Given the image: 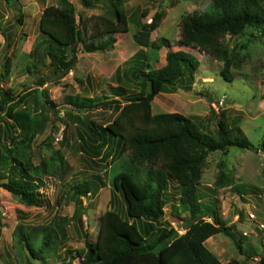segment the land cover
Returning <instances> with one entry per match:
<instances>
[{
	"label": "trees",
	"instance_id": "16d2710c",
	"mask_svg": "<svg viewBox=\"0 0 264 264\" xmlns=\"http://www.w3.org/2000/svg\"><path fill=\"white\" fill-rule=\"evenodd\" d=\"M80 1L90 6L97 0ZM5 2L15 9L16 23L23 25L20 0ZM110 2L113 18L102 14L77 18L69 0H57V4L42 9L38 31L45 36L42 45L54 77L64 76L75 68L79 46L86 53L108 51L115 47L116 34L127 31L123 0ZM160 17V14L154 17L146 28V36ZM179 27L173 44L163 37L148 44L144 41L149 48L132 57L134 63L127 71L139 85L138 91L128 92L117 85L109 87L112 98L106 93L95 97H65L70 107L84 112L91 141L108 148L109 141L115 138L120 152H127L126 165L110 181V204L119 197L121 209L109 208L99 215L96 239L86 238L83 247L77 250L78 264H243L235 258L222 263L205 246L208 237L220 232L231 234L229 231L234 226L225 225L214 209L203 211L197 185L209 152H226L230 147L250 149L251 143L237 125L228 127L221 119L215 135H210L180 112L153 113L151 102L157 94L168 90L167 85L191 88L199 60L186 47L221 61L222 76L231 79L229 68L236 54L228 49L223 38L226 34L245 35L247 30L252 31L253 38H264V0H210L202 11L181 15ZM163 48V63L156 66ZM12 64V58L6 56L1 78L8 75ZM45 81L40 77L37 85L42 86ZM144 87L148 88L146 93ZM32 93L37 98L35 106L17 109L28 93L15 98L9 89L0 87V112L6 117L0 131L3 132L0 187L24 204L40 207L44 204L39 191L42 177L63 170L67 161L64 153L56 149L48 159H42L39 164L33 162L31 143L48 121L43 108L49 101L45 100L43 90L33 89ZM90 116L101 119L95 121ZM260 150L264 152V135ZM109 153L110 150L106 155ZM114 159H118L116 155ZM172 181L176 183V197L169 192ZM220 183L221 178H217L215 184ZM92 184V180L74 183L73 194H89ZM171 200L188 212V217L181 219L182 234L163 219L165 206ZM120 212L125 214L124 218ZM206 215L213 220H205ZM61 235V228L54 225L37 228L19 223L12 230L18 253L27 251L23 264L54 256ZM237 246L246 253L239 243ZM251 264H264V254Z\"/></svg>",
	"mask_w": 264,
	"mask_h": 264
},
{
	"label": "rangeland",
	"instance_id": "374dc122",
	"mask_svg": "<svg viewBox=\"0 0 264 264\" xmlns=\"http://www.w3.org/2000/svg\"><path fill=\"white\" fill-rule=\"evenodd\" d=\"M69 1L75 7L77 18L86 19L92 14L114 17L110 0H97L90 6L80 0ZM20 2L23 25L16 23L15 9L0 0V73L6 56L13 62L8 75L0 77V87L9 89L15 98L28 93L17 109L34 107L37 98L33 89L44 91L45 100L49 102L43 112L48 121L31 143L32 160L39 164L60 149L67 163L63 170L42 177L39 191L43 206H28L0 187V264L24 262L27 251L19 254L12 236L13 228L19 223L37 228L54 225L62 230L56 254L44 260H33V264H78L77 250L83 247L86 238L96 239L99 215L109 208L121 209L119 197L110 204V181L126 165L127 152H120V144L114 138L109 141L106 149L110 153L106 155L105 146L88 138L84 112L70 107L65 97H95L106 93L112 98L109 87L117 85L128 92L138 91L139 85L127 71L134 63L132 57L147 50L148 43L162 37L173 44L178 38L180 16L202 11L210 0H123L128 27L126 32L116 34L115 47L86 53L81 52L79 46L75 68L61 77H54L52 73L41 41L45 36L38 31L39 16L36 17L42 8L57 4V0ZM157 14L161 17L146 36V28ZM250 33L252 31L247 30L245 35L226 34L223 38L228 49L236 54L229 68L233 74L231 79L222 76L221 61L186 47L184 49L199 60L191 88L167 85L168 90L157 94L151 102L153 113L180 112L210 135H215L221 119L228 127L237 125L252 145L250 149L230 147L226 152H209L197 185L203 211L214 209L225 225L234 226L229 231L231 234L220 232L204 242L222 263L235 258L243 264H251L264 254V152L260 150L264 135V38H253ZM247 39L251 40L247 42ZM164 54L163 48L156 66L162 65ZM40 77L46 80L42 86L37 85ZM147 91L144 87L143 92ZM5 118L0 112V126ZM2 143L0 141V149ZM115 155L118 159H114ZM217 178H221L218 186ZM83 180L93 181L91 191L85 196H75L71 186ZM174 190L176 183L172 181L169 192L176 197ZM176 204L173 200L166 204L163 219L174 222L180 233L184 225L181 219L188 217V212ZM120 214L125 217L124 213ZM205 220L213 219L206 215ZM238 243L245 254L239 251Z\"/></svg>",
	"mask_w": 264,
	"mask_h": 264
},
{
	"label": "crops",
	"instance_id": "0c3cea01",
	"mask_svg": "<svg viewBox=\"0 0 264 264\" xmlns=\"http://www.w3.org/2000/svg\"><path fill=\"white\" fill-rule=\"evenodd\" d=\"M50 5V4H49ZM43 9V8H42ZM42 11V10H41ZM41 11H40V13H41ZM40 13L39 14H37L36 15V17H38L39 15H40ZM38 20H39V17L37 18V25H38ZM43 40V38L41 39V41ZM43 46H45L44 44H43ZM112 87H114V86H112ZM3 122H4V119L2 120V124H1V126H0V131H1V127H2V129L4 128V125H3ZM1 135H3V132H1L0 133ZM106 149V148H105ZM107 150V149H106ZM109 150H107V152H108ZM111 157H114L113 155L111 156Z\"/></svg>",
	"mask_w": 264,
	"mask_h": 264
},
{
	"label": "clouds",
	"instance_id": "9594fccd",
	"mask_svg": "<svg viewBox=\"0 0 264 264\" xmlns=\"http://www.w3.org/2000/svg\"><path fill=\"white\" fill-rule=\"evenodd\" d=\"M171 223V225L178 231V229L175 227V223L174 222H170ZM179 234H182V233H184V229L182 228L181 230H179Z\"/></svg>",
	"mask_w": 264,
	"mask_h": 264
},
{
	"label": "built area",
	"instance_id": "2783aa9c",
	"mask_svg": "<svg viewBox=\"0 0 264 264\" xmlns=\"http://www.w3.org/2000/svg\"><path fill=\"white\" fill-rule=\"evenodd\" d=\"M249 217H252V214L251 213L249 214Z\"/></svg>",
	"mask_w": 264,
	"mask_h": 264
}]
</instances>
